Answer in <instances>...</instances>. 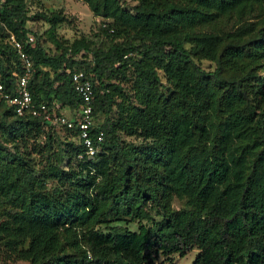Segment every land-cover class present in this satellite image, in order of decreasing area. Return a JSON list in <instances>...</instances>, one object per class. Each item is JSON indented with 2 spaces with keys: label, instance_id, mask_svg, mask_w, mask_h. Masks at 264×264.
I'll list each match as a JSON object with an SVG mask.
<instances>
[{
  "label": "trees",
  "instance_id": "16d2710c",
  "mask_svg": "<svg viewBox=\"0 0 264 264\" xmlns=\"http://www.w3.org/2000/svg\"><path fill=\"white\" fill-rule=\"evenodd\" d=\"M80 1L98 28L67 39L61 9L0 0L5 90L23 72L13 35L32 60L33 104L73 120L82 71L91 134L104 133L89 157L77 127L0 97L2 259L165 264L196 249L191 264H264V0Z\"/></svg>",
  "mask_w": 264,
  "mask_h": 264
},
{
  "label": "built area",
  "instance_id": "2783aa9c",
  "mask_svg": "<svg viewBox=\"0 0 264 264\" xmlns=\"http://www.w3.org/2000/svg\"><path fill=\"white\" fill-rule=\"evenodd\" d=\"M29 41H33L34 37L28 35ZM10 41L18 51L19 58L23 65V72L17 77L13 91H6L0 76V97L8 104L14 106L15 112L18 115L29 113L32 116L43 117L45 120L56 122L64 125L67 128L77 127L78 138L82 143L87 156H95L104 140L103 131L91 134L92 126L94 125L92 115V85L82 71L73 73L72 80L75 90L80 94L83 100L82 106L75 112L73 120H68L64 116H52L44 104L35 105L32 101V96L27 88L28 78L32 72V60L22 51L21 43L16 41L13 35H10ZM92 261L90 253H87L86 259L81 264H97ZM105 264V263H101Z\"/></svg>",
  "mask_w": 264,
  "mask_h": 264
},
{
  "label": "rangeland",
  "instance_id": "374dc122",
  "mask_svg": "<svg viewBox=\"0 0 264 264\" xmlns=\"http://www.w3.org/2000/svg\"><path fill=\"white\" fill-rule=\"evenodd\" d=\"M38 1V3H29V15L33 14V12H36L37 10L43 9H51V10H62L65 15L71 18V24H62L58 29V35H60L63 38L67 39H73L74 37H79L81 34L88 35L91 32H96L100 19L93 17L92 13L88 9V7L81 2L80 0H34ZM40 4V5H37ZM38 6H41V9H39ZM28 26L32 30V32L40 34L47 26L42 21H33L29 20L27 22ZM31 36L32 35L31 33ZM200 66L206 70L212 69V65L207 61H201ZM62 116H67L70 114L71 111L64 108L62 110ZM102 119L100 117L95 119V124L99 125L101 123ZM61 128L60 125H55V130L57 132H61L59 130ZM126 140H129L127 137ZM181 206V202L174 200L172 202L173 208H178ZM134 228V226H132ZM197 254L196 249H192L191 251L187 252L183 257H180L178 255H172L170 257V261H165L166 258L164 256H161L158 259V262L164 261L165 264H191L194 260L195 256ZM2 255L0 254V264H25L21 261H15V262H6L4 259H2Z\"/></svg>",
  "mask_w": 264,
  "mask_h": 264
}]
</instances>
